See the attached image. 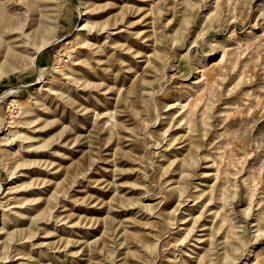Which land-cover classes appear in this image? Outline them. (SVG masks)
<instances>
[{
  "label": "rangeland",
  "instance_id": "rangeland-1",
  "mask_svg": "<svg viewBox=\"0 0 264 264\" xmlns=\"http://www.w3.org/2000/svg\"><path fill=\"white\" fill-rule=\"evenodd\" d=\"M0 264H264V0H0Z\"/></svg>",
  "mask_w": 264,
  "mask_h": 264
},
{
  "label": "built area",
  "instance_id": "built-area-1",
  "mask_svg": "<svg viewBox=\"0 0 264 264\" xmlns=\"http://www.w3.org/2000/svg\"><path fill=\"white\" fill-rule=\"evenodd\" d=\"M5 137H6V139H9V136L8 135H6Z\"/></svg>",
  "mask_w": 264,
  "mask_h": 264
}]
</instances>
